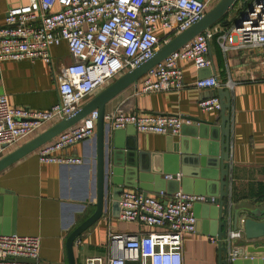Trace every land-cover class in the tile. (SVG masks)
<instances>
[{"label":"built area","instance_id":"2783aa9c","mask_svg":"<svg viewBox=\"0 0 264 264\" xmlns=\"http://www.w3.org/2000/svg\"><path fill=\"white\" fill-rule=\"evenodd\" d=\"M213 0H16L9 4L0 26V62L42 60L53 64L51 47L66 42L74 60L60 68L56 76L58 100L48 109L12 106L0 95V158L11 147L33 138L62 119L74 115L85 100L105 88L125 72L150 59L159 48L196 22L210 9ZM242 18L225 29L210 28L150 69L137 83L135 93L146 94L185 87L181 60H192L197 69L211 68L210 42L215 37L224 52L244 51L249 55L246 73L257 80L264 73V0H237L231 7ZM229 21V20H228ZM200 89H232L230 78L221 82L216 73L199 78ZM203 111L220 110L216 96L199 102ZM98 111L62 131L37 149L43 163L82 165L83 157L61 153L96 136ZM190 121L181 115L153 114L126 109L105 114L107 141L115 130L132 126L139 133L178 135ZM179 177V176H178ZM171 178V175H166ZM164 194L163 192H161ZM197 203L217 204L218 197L178 190L164 201L139 190L120 194L119 219L153 230L110 233L106 257L90 256L84 264H184L183 242L196 231ZM240 231H231L223 240L232 244ZM209 240L218 245L219 240ZM114 247L121 255L113 254ZM41 239L36 235H0V264H38ZM239 247L226 258L241 256Z\"/></svg>","mask_w":264,"mask_h":264},{"label":"crops","instance_id":"0c3cea01","mask_svg":"<svg viewBox=\"0 0 264 264\" xmlns=\"http://www.w3.org/2000/svg\"><path fill=\"white\" fill-rule=\"evenodd\" d=\"M15 1L0 0V26L4 24L9 4ZM225 22L227 20L216 23L212 28L225 29ZM217 38L210 42L212 73H216L221 82H227L230 78L234 81V87L230 89L231 106L227 110L230 115V194L234 204L248 201L261 205L264 204V73H260L257 80H251L246 69L252 53L224 52ZM51 55L52 65L42 60L0 62V95H6L12 106L41 110L50 108L58 100L55 75L62 66L74 60L65 41L52 46ZM179 65L184 71V88L137 95L135 85H132L106 104V113L126 109L181 115L184 118H219L221 109L203 111L199 107L201 100L219 97L218 90L200 89L194 85L197 79L211 75L210 68L197 69L192 60H181ZM180 137L181 132L178 135L136 132V147L140 153L145 154V160L147 157L150 160V154L165 151L167 145L177 143ZM125 143L128 144L127 138ZM18 146L7 149L1 157ZM61 153L83 157L85 162L82 165L43 163L36 150L0 173V192L9 191L16 198L17 234L36 235L41 239L38 264H69L67 238L95 210V138L75 144ZM168 166L172 167L170 164ZM178 176V179H172L164 175L165 179L170 180L166 183L165 193L150 192L149 195L166 201L169 198L168 192L182 189L178 181L181 173ZM161 185L159 180L157 186ZM9 204L12 207L11 201ZM4 225L2 220V230ZM150 230L153 228L121 221L109 209L75 241L76 263L84 264L85 258L90 256L106 257L110 253V233ZM207 230L208 227L203 229L199 225L196 231L184 236V264H219L218 245L209 240L210 235L204 233ZM238 231L242 237L234 241L233 247H239L245 240L243 231ZM261 242L264 243V238L256 245ZM239 250L243 256V248L239 247ZM113 254L121 255V250L114 247ZM126 264L138 263L127 261Z\"/></svg>","mask_w":264,"mask_h":264},{"label":"water","instance_id":"95a60500","mask_svg":"<svg viewBox=\"0 0 264 264\" xmlns=\"http://www.w3.org/2000/svg\"><path fill=\"white\" fill-rule=\"evenodd\" d=\"M236 1L220 0L198 22L163 44L150 59L119 76L84 103L74 115L53 124L0 158L1 173L62 131L79 123L93 110L98 111L95 136L97 150L95 210L72 230L67 238L69 264H77L74 243L84 231L100 220L109 209L113 216L119 217L120 194L125 189L136 188L144 196L149 195L150 192L165 193L166 183L170 180L165 179L164 175H171L172 179H178V173H181L178 180L182 185L181 191L197 194L208 193L218 197L217 204L197 203L194 213L197 217L196 230L199 225L203 229L208 227L204 233L215 236L219 240V264H264V243L256 245L260 239L264 238V204L255 205L248 201L234 204L230 194V115L227 113L231 106L230 89H218L222 104L219 118L216 120L185 118L191 121V124H183L180 131L181 137L177 143L167 145L163 152L150 154V160L148 157L145 160V154L140 153L136 147L137 131L134 127L128 126L125 129L113 131L108 141L106 135V104L137 83L167 56L200 33L208 31L223 18ZM244 17L236 18L235 24L239 26ZM210 70L212 74L213 68L211 67ZM125 138L128 144L125 143ZM159 180H161V186H157ZM174 192H168V194L171 195ZM11 195L9 191L0 192V235L17 233L15 227L16 198ZM10 201L12 207L9 204ZM199 208L200 213H198ZM2 220L6 224L3 230ZM239 229L243 231L245 238L239 245L243 248V256L234 261H228L226 255L233 245L227 244L223 239L227 238L231 231ZM18 260L38 261L26 258Z\"/></svg>","mask_w":264,"mask_h":264},{"label":"rangeland","instance_id":"374dc122","mask_svg":"<svg viewBox=\"0 0 264 264\" xmlns=\"http://www.w3.org/2000/svg\"><path fill=\"white\" fill-rule=\"evenodd\" d=\"M219 1L220 0H213L212 3H211V5H210V8L214 7ZM238 15H239V12L235 11L234 8L233 9L231 8L228 11V13L226 14L225 17L229 21H231V20L234 21L238 17Z\"/></svg>","mask_w":264,"mask_h":264},{"label":"trees","instance_id":"16d2710c","mask_svg":"<svg viewBox=\"0 0 264 264\" xmlns=\"http://www.w3.org/2000/svg\"><path fill=\"white\" fill-rule=\"evenodd\" d=\"M227 13H228V12H227ZM227 13H226V14H227ZM226 14L223 16V18H222V19H221L219 22H224V21H226V20H227V19H226V17H225V16H226ZM219 22H217V23H219ZM230 23H231V22L227 20V22H225V24H224V25H225V26H227V25H229Z\"/></svg>","mask_w":264,"mask_h":264}]
</instances>
